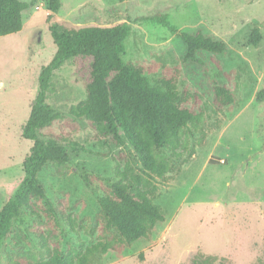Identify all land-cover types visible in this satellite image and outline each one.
<instances>
[{
    "label": "rangeland",
    "instance_id": "rangeland-1",
    "mask_svg": "<svg viewBox=\"0 0 264 264\" xmlns=\"http://www.w3.org/2000/svg\"><path fill=\"white\" fill-rule=\"evenodd\" d=\"M20 32L0 37V209L12 198L24 178L23 163L34 142L22 137L39 91V74L57 51L43 0H23ZM168 14L179 30L205 35L226 43L220 54L200 52L199 61L184 63L185 46L177 35L158 23L137 22L140 16ZM54 20L71 28L131 26L125 41V63L153 66L146 76L156 84L166 68L181 67L177 84L197 93L188 106L201 113V129H185L176 153L160 154L170 171L155 177L154 203L165 216L148 237L121 251L96 254L91 264H264V0H62ZM260 24L262 39L254 46L249 36ZM91 60L67 61L55 70L47 103L61 113L43 138H53L70 155L63 174L52 163L39 173L48 198L59 213L76 219L73 232L62 217L59 224L38 220L23 209L14 222L0 254L40 253L35 231H48L63 252L71 245L91 246L103 238L99 198L103 187L118 180L115 170L127 163L140 167L133 147L71 114L86 98ZM228 86L235 102L222 109L213 104L215 83ZM93 181L88 186L79 172ZM43 206V202L40 203Z\"/></svg>",
    "mask_w": 264,
    "mask_h": 264
},
{
    "label": "trees",
    "instance_id": "trees-1",
    "mask_svg": "<svg viewBox=\"0 0 264 264\" xmlns=\"http://www.w3.org/2000/svg\"><path fill=\"white\" fill-rule=\"evenodd\" d=\"M43 1L51 11L47 20L57 51L53 60L41 68L39 91L22 127V137L32 140L34 144L24 159L22 182L0 209V254L23 209L29 210L38 220L45 219L51 224L58 225L62 217L73 232H78L76 219L64 211L59 213L48 198L39 173L45 165L52 163L63 174L71 162L64 146L53 138H43L44 130L51 128L61 118V113L47 103V92L55 70L69 60L86 59L91 60L86 98L71 108V114L86 119L112 136L118 144H123L126 138L140 165L134 167L127 163L124 169L118 166L115 170L118 180L103 187V194L99 198L102 232L107 234L113 231L115 235L91 246L70 245L63 252L57 242L52 243L48 231L38 226L35 234L41 252L7 254L6 264H91L96 254L120 252L121 243L132 244L148 237L156 224L165 220L154 203L157 191L154 179L164 178L170 171L169 160L160 154V149L167 148L174 154L181 145L185 129H201V113L188 106L191 101L199 99V95L187 89L178 90L182 72L180 66L164 69L156 84H152L146 74L154 72L155 67L124 62L125 41L131 32L129 22L123 21L114 26L71 28L54 20L62 0ZM28 7L29 4L23 0H0V37L23 29V13ZM136 21L158 23L177 35L185 46L184 63L198 62L200 52L220 54L226 50L224 41L215 40L201 30L194 33L179 30L169 20L168 14L140 16ZM261 39L260 24H257L250 33L249 43L256 46ZM213 91V104L217 108L222 109L235 102V96L228 86L217 82ZM258 100H264V91L258 93ZM79 174L88 186L93 185L87 171L82 170ZM191 264L213 262L194 260Z\"/></svg>",
    "mask_w": 264,
    "mask_h": 264
}]
</instances>
